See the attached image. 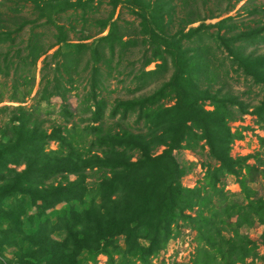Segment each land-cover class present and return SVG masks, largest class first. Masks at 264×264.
Here are the masks:
<instances>
[{"label":"rangeland","instance_id":"obj_1","mask_svg":"<svg viewBox=\"0 0 264 264\" xmlns=\"http://www.w3.org/2000/svg\"><path fill=\"white\" fill-rule=\"evenodd\" d=\"M141 1L143 6L140 10L131 6L129 0H0V60L7 56L11 61L9 77L0 76V144L15 143L20 128L25 140L34 137L35 126L41 123L42 134L52 137L46 141L44 151L50 156L57 153L54 159H64L71 150L89 151L96 137L85 131L90 124V115L84 113L82 104L89 91L88 80L94 62L92 54L98 40L111 31L110 23L119 17V27L111 36V39H116L115 47L112 43H104L100 48L107 57L113 53L107 60L109 66L103 61L98 64L103 81L99 96L107 103L103 122L118 138L129 140L137 148L142 147L141 140L150 142L148 153L152 158L170 153L182 170L178 180L180 188L189 191L188 205H194L191 210L183 212L188 218L172 226L171 239L155 256L140 255L139 252L132 254L133 251L127 249L120 238L116 243L120 247L119 253L111 260L100 254L93 262L87 251L81 248L65 257L64 232L47 235L50 229L42 227L40 235L34 236L33 240L26 238L23 231L41 226V221L29 220L28 224L17 227L11 224L13 220H3L0 221V264H264V45L236 51L233 60L239 72L235 74L228 61H225V67L218 66L210 58L201 57L194 45L185 41L181 43L179 53L183 59L179 61L187 66L186 71L195 73L201 65H210L207 79L200 84L194 77L184 78L185 103L198 101L200 110L213 112L215 106L210 97H215L224 106L228 103L237 113L234 120L227 121V126L231 133L241 135V138L232 143L229 155L240 160L241 168L234 175L223 176L217 184L214 178L219 164L210 156L201 132L194 131L196 138L182 141L178 136L179 127L173 125L170 128L159 127L143 139L125 137L123 131L137 134L133 125L135 115L128 117L125 125L120 124L118 116L114 119L108 116L110 109L118 106L119 102L131 99H136L138 104L157 97L162 109L174 106L179 96L164 92L171 81L172 61L176 58L174 52L178 50L177 44L172 43V36L202 27L213 35L231 39L238 33L261 27L264 23V0H242L238 3L236 0ZM225 20L227 22L223 23ZM62 33L64 40L56 44ZM35 41L44 48L54 46L40 56L34 66H19L16 55L24 57L28 45ZM125 42L132 45L121 51L118 44ZM205 43L212 44L210 40ZM227 43L231 47V43ZM79 51L78 62L69 64L71 67L75 65L72 69L75 72L63 73V79H72L74 87H77L69 94L74 115L67 120L59 113L62 104L59 98H52L49 104L42 101L41 69L47 55L57 52L56 59L47 60L55 63L63 59L62 55ZM144 53L154 57L146 70L155 69L163 57L168 58L169 68L149 87L131 94L129 90H133L134 85L128 73L141 66ZM217 55L224 57L219 52ZM188 58L190 63L185 61ZM51 69H47L50 79L53 77ZM224 70H228V84L222 87ZM23 76H29L33 83L19 87L16 94L12 85L18 77L21 82ZM204 92H208L205 100L202 98L205 97ZM24 120H28L25 127ZM177 140L180 141L179 146L175 144ZM138 149L126 154L129 162L137 161ZM8 168L22 171L25 165H8ZM85 175L89 189L93 183L92 173L86 170ZM67 177L68 182L78 181L75 175ZM52 184L56 187L65 185L66 181L59 175ZM25 199L28 200L27 197ZM90 202L88 193L83 203L89 205ZM10 203L11 200L7 201L5 208ZM64 207V204H57L55 210ZM34 213L35 208L32 207L26 212V217ZM137 237L139 246L148 247L143 230ZM67 244L71 246L73 243Z\"/></svg>","mask_w":264,"mask_h":264},{"label":"trees","instance_id":"obj_2","mask_svg":"<svg viewBox=\"0 0 264 264\" xmlns=\"http://www.w3.org/2000/svg\"><path fill=\"white\" fill-rule=\"evenodd\" d=\"M129 1L135 9H142L141 0ZM240 1L242 0H236V3ZM118 18L110 23L111 31L107 36L98 40L92 54L94 62L88 80L89 91L84 96L82 104L84 113L90 115L88 120L90 124L85 127V131L96 137L89 151L81 153L78 150H71L64 159H54L57 153L50 156L44 151L46 141L52 137L42 134L41 123L35 126L36 130L32 134L34 137L25 140L24 136H21L22 129L20 128L15 143L0 144V221L11 219L10 221L13 220L11 224L17 227L28 224L29 220L37 221V223L41 221V226L23 231L26 238L33 240L34 236L40 235L42 227L50 229L47 235L59 231L64 232L65 239L62 242L65 244V257L70 252L75 254L81 248L87 251L92 262L100 254L106 255L111 260L113 255L119 253L120 247L116 243L120 238L124 240L126 248L133 251L132 254L139 252L140 255L145 256L157 255L171 239L172 226L177 221L183 222L188 218L184 215V210H191L194 206L192 203L188 205L189 191L180 188L178 180L182 170L170 153L165 152L152 158L148 153L150 142L141 140L143 145L138 149L129 140L118 138L113 130L110 131L105 127L103 115L107 103L99 96L103 81L98 64L102 61L106 66L110 64L107 60L113 53L107 57L100 48L104 43H112L115 47L116 39H111V36L119 27ZM229 28L234 31L232 25H229ZM63 35L64 33L57 37L56 44L64 40ZM206 40H210L213 45L205 43ZM183 41L194 45L201 57L210 58L209 60L217 62L218 66L225 67V61H228L230 70L238 74L239 68L235 65L233 54L248 47L264 45V23L256 29L238 33L231 39H225L219 34L213 35L202 27L190 30L183 35L172 36V43L177 44L178 50L174 52L176 58L172 61L173 75L171 81L165 86L164 92L178 95V102L172 107L162 109L159 101L156 100L157 97L145 99L138 104L136 99H131L119 102L118 106L110 109L108 116L113 119L118 116L120 124L125 125V120L135 115L133 125L136 126L137 134L133 135V131L130 130L123 131L125 137L136 136V138L143 139L145 135L153 134L159 127L170 128L173 125L179 127L178 136L182 141L196 138L194 131L201 132L209 147L210 156L219 164L216 170L217 176L214 178L217 184L220 178L234 175L237 169L241 168L240 160L233 159L229 155L232 143L241 138V135L231 133L227 126V121L234 120L237 113L228 103L224 106L215 97H210L215 106L213 112L200 110L198 101L192 104L185 103L184 78L194 77L197 80L196 83L200 84L202 80L207 79V70H210V65L198 66L195 73L186 71L187 66L179 61L183 59L179 53ZM227 42L231 43V47ZM38 44L36 41L30 43L24 57L16 55L19 66L23 68L34 66L37 59L54 46L44 48ZM131 45L130 42L118 44L121 51L128 49ZM217 52L222 54V57L224 56L223 59L217 55ZM80 55V51L65 54L62 55V60L49 63L48 59L57 58L56 52L43 59L40 75L41 99L49 104L52 98H59L62 103L59 113L67 120L74 115L69 102V94L77 90V87H74L72 79H63V73L75 72L72 70L75 65L71 67L72 65L69 64L77 63ZM152 58H154L152 55L144 53L141 66L128 73L134 85L129 93L135 94L143 91L168 71L167 57L160 59L161 63L155 69L146 70ZM188 60L190 59H185L187 63H190ZM10 64L11 61L7 56L0 60V76L9 77ZM52 64L54 67H51ZM50 68L53 71L51 79L47 72ZM227 71L224 70L225 80L222 87L228 84ZM18 78L12 85V91L16 94L19 87L33 83V79L29 76L21 77L23 78L21 82ZM194 87L196 88V85L193 89ZM204 94L205 97L202 98L205 100L208 92ZM13 98H15L14 95ZM150 112L154 114L150 115ZM28 120L23 121V127ZM94 123L97 125H92ZM175 142L176 146H179L180 141ZM137 149V161L129 162L126 154ZM22 164L25 165L22 171L8 168V165L18 167ZM86 170L92 173L93 178L89 189L85 183ZM59 175L63 177L66 184H59L55 187L52 182ZM69 175H75L78 181L68 182L67 176ZM88 193L91 202L86 205L83 199ZM25 197L28 198L27 201ZM9 200L11 203L5 208L4 205ZM57 204H64L65 207L57 211L55 210ZM32 207L35 208V213L26 217V212ZM140 230H143V236L149 243L146 248L137 244ZM68 242L73 244L69 246Z\"/></svg>","mask_w":264,"mask_h":264}]
</instances>
